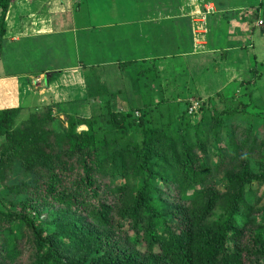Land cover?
<instances>
[{
    "label": "trees",
    "instance_id": "1",
    "mask_svg": "<svg viewBox=\"0 0 264 264\" xmlns=\"http://www.w3.org/2000/svg\"><path fill=\"white\" fill-rule=\"evenodd\" d=\"M9 5L0 0V59ZM255 14L264 18V11ZM256 71L257 64L248 69L253 78ZM200 107L184 130L145 128L138 145L118 149L110 146L115 141L98 145L86 120L67 118L62 134L52 131L51 108L31 113L15 130L20 110H0V175L19 164L33 179L20 210L0 199V264H264V218L245 200L246 186L264 181L247 162L264 136L258 141L253 127L250 140L237 142L228 128L230 151L218 158L227 166L221 191L208 183L204 160L207 141L221 136L225 120ZM80 125L87 131L78 133ZM118 130L116 138L126 132ZM117 176L124 184L113 187ZM41 220L52 229L45 232Z\"/></svg>",
    "mask_w": 264,
    "mask_h": 264
},
{
    "label": "crops",
    "instance_id": "2",
    "mask_svg": "<svg viewBox=\"0 0 264 264\" xmlns=\"http://www.w3.org/2000/svg\"><path fill=\"white\" fill-rule=\"evenodd\" d=\"M195 1L198 5L191 10L178 5L171 10H154L141 0H10L0 59V110L14 108L29 115L54 105L58 111L83 115L103 101L127 108L125 98L131 105L137 96L146 97L153 73L165 83L158 94L174 91L173 97H187L191 90L200 89L203 81L202 75L190 70L186 59L214 58L218 48L209 47L222 23H228L222 41L231 42L234 23L242 35L249 22H245V13L237 14L232 24L215 2ZM209 9L211 14L205 15ZM258 11L261 14L258 9L254 12L255 27ZM194 18L199 20L198 30H203L198 35L194 33ZM169 57L185 59L178 61V72L182 65L189 69L180 73L186 81L183 85L178 82V93L163 80L162 64ZM236 69L242 77L243 69ZM144 76H149V81ZM128 81L137 82L139 87L135 93L131 91L132 99L122 89ZM151 96L150 92L146 98Z\"/></svg>",
    "mask_w": 264,
    "mask_h": 264
},
{
    "label": "rangeland",
    "instance_id": "3",
    "mask_svg": "<svg viewBox=\"0 0 264 264\" xmlns=\"http://www.w3.org/2000/svg\"><path fill=\"white\" fill-rule=\"evenodd\" d=\"M184 1L186 3H184ZM208 1L215 2L216 8L222 10L225 17H228V21L232 24L235 22L234 18L237 14L243 15L245 13L244 18L248 19L245 20V22H249L248 28L245 27V32H243L242 35L237 31L239 28L238 23H234L236 28L231 32V42L222 41V36H226L228 23L224 22L222 25L220 24L221 30L218 31V35L215 34L216 41L211 43L209 47L214 48L216 46L218 48L216 49L218 53L216 52V54H214V58L208 57L207 55L206 58L195 57L186 59L190 70L194 71V74L198 72L200 76L202 75L201 80L203 81V86L200 89L191 90L189 95L183 98L171 96L174 91H167L168 93L161 91L160 94H158V90L162 85L165 86V83H160L161 80L158 75L153 73L154 75H151L152 82L146 85V97L150 95V92L152 96L149 98L137 96L133 103L135 106L133 105L132 108L125 96L130 99L133 98L131 91L134 93L136 92L134 89L139 88L138 83L141 86L142 82L139 80L138 83L130 81L123 82L122 89L124 92L125 90L127 92L125 96L121 89H119L120 95L125 98L124 101L128 105L127 108H118L114 101H110L109 103L103 101L102 105H97V107L91 109L89 108L88 112L79 115L68 111L65 113L58 111V108L52 107L54 105L48 107L52 109L51 130L57 134H62L68 126L67 118H72L76 121L86 120L93 128V133L98 145L103 146L105 145L104 143L115 141L116 145L114 146L111 143L110 146L113 149H118L121 146L138 145L142 140L143 129L145 128L159 129L162 131L184 130L189 120L194 121L197 118L201 108L200 106L204 103L208 109L209 117L224 119L226 129L231 128L233 132H236V139H234L237 142L244 139L250 140V133L247 134V130L253 127H255L256 132H258L257 137L258 141H260L264 136V30L254 26V12L255 9H258L260 3L263 5L261 7L262 9H260L261 13L264 11V0ZM141 2L145 3L144 5H151V8L154 10H171L175 9L177 5L179 9L185 8L191 10L194 5H198L194 0H141ZM198 2L200 4L201 0H198ZM221 16H219V18H221ZM200 19L205 21V17L203 16ZM193 23L195 25L194 33H196V35L202 33L203 30H198L200 27L198 26L199 20L194 18ZM213 28L216 29V27ZM227 50L228 52H225ZM171 53L173 54L174 52ZM221 53L225 54V57L226 54H228L227 59L225 57L221 59V56H223ZM184 60L185 59L180 60L179 58L169 57L167 61L162 64V69L165 70V72H163V80H167L169 87L175 90L176 93H178L176 91L178 82L181 80V85H183L186 81L185 76H183V78L181 77L182 74H184L183 72L189 70L185 65L181 64L184 66L182 67L183 70H181L182 74H180L181 71L178 72L180 65L178 61L183 62ZM176 62L177 65L175 64ZM205 62H207L206 65ZM199 64H203L202 68L199 67ZM256 64L258 71H256L255 75L257 78H253L254 73H249L248 69ZM225 66L229 69H225ZM203 67L205 69H203ZM236 68L243 69V73H241L242 77L236 74V72H240V70ZM224 69L225 75L223 73ZM259 73H261V75L257 76ZM144 79L145 81H149V76H144ZM240 80L242 81L240 82ZM149 89L152 91L149 92ZM186 92H188L187 89ZM137 112L139 114H137ZM128 113H132V118L129 119L127 117V121L123 122L121 116H125ZM29 115H26V113H19L14 120L12 130L17 129L24 123ZM136 115H139V119H137ZM195 122L196 120L194 123ZM119 125H123V127L126 128V132H123L116 138L117 133H119ZM226 129L222 130L221 136H218V139H209L207 141V155L204 160L207 166L211 168V176L208 183L215 184L221 191L225 190L224 170L227 166L226 164H220L222 161L218 160V158L225 152L229 154L230 151L228 150L227 142L230 132L229 129L226 132ZM76 131L78 133L87 131V127L85 125H80L76 127ZM206 135L210 136V129L205 130L202 137L207 139L208 137H206ZM4 141V138H1L0 145ZM247 157L249 170L252 175H260L264 172V147L260 148L258 146L253 149V157L249 155ZM14 167L13 170H4L0 175V199H2L5 206L12 207L18 211L21 208V204L25 202V197L23 195L33 179L32 176L23 172L19 164H16ZM123 184L124 179L121 178V176H117L112 186L119 187ZM132 187L137 188L139 185L132 184ZM245 193V200L253 207L255 212L254 215L258 218H264V181L253 180L246 186ZM2 208V205H0V210ZM215 215H217V212L214 213L213 217ZM40 225L45 232L52 229V227L48 225V221L41 220Z\"/></svg>",
    "mask_w": 264,
    "mask_h": 264
},
{
    "label": "built area",
    "instance_id": "4",
    "mask_svg": "<svg viewBox=\"0 0 264 264\" xmlns=\"http://www.w3.org/2000/svg\"><path fill=\"white\" fill-rule=\"evenodd\" d=\"M209 14H211V10L210 9L205 12V15H209ZM256 26L258 28H264V18L263 19H261V18L257 19Z\"/></svg>",
    "mask_w": 264,
    "mask_h": 264
}]
</instances>
